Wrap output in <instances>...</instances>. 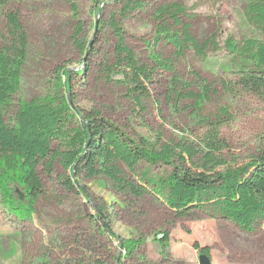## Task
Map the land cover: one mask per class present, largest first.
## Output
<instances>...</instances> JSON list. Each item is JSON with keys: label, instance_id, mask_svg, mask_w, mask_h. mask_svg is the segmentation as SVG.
Returning <instances> with one entry per match:
<instances>
[{"label": "trees", "instance_id": "obj_1", "mask_svg": "<svg viewBox=\"0 0 264 264\" xmlns=\"http://www.w3.org/2000/svg\"><path fill=\"white\" fill-rule=\"evenodd\" d=\"M115 1L121 17L118 19L115 14L110 20L116 42L112 62H105V71L110 80L116 74L120 77L118 82L126 88V96L144 112L143 103L150 97L148 85L153 83L156 69L143 64L127 44L122 21L137 11L147 10L149 0ZM94 2L101 4L104 0ZM23 3L24 0H0V188L4 201L17 217L33 218L40 202L47 199L39 169L43 167L53 176L59 164L65 172L55 180L69 193L89 198L83 182L104 176L114 183L117 191L136 201L150 197L163 203L175 218H199L201 213H208L211 218L229 220L248 232L264 225V148L243 160L228 156L230 146L222 136L221 116L216 121L204 119L205 129L196 137V143L166 142L161 134L153 138L131 136L127 128L101 110L76 105L71 71L62 66L52 92L17 99L30 54ZM71 6L76 21L73 34L76 46L91 55L90 41L83 38L79 5L72 1ZM186 13V6L179 2L160 5L154 13L159 21L156 41L171 44L177 60L185 55L187 40L182 17ZM244 14L255 33L241 40L230 35L225 40L231 74L223 85L232 97H254L264 102V0H247ZM157 63L170 73L169 93L177 102L193 100L201 106L217 92L198 73L189 81L177 73L170 60L159 58ZM227 112V108L221 109L220 115ZM120 163L135 178L124 176ZM141 165H146L142 172ZM159 165L169 169L154 172ZM15 191L21 193L19 200L14 198ZM135 203H130L132 210ZM96 211L94 215L86 214L91 233L73 235L70 240L76 253L70 256V262L63 264H110L112 259L124 264L121 256L135 257L145 242L142 236L123 239L121 256L114 255L112 243L118 236L109 215L102 208ZM106 240L111 247L104 255L102 247ZM52 243L65 253L68 245L59 237L48 244ZM168 245L169 234L160 233L157 246L165 258L170 254ZM195 246L210 254L208 247ZM47 257L34 264H49Z\"/></svg>", "mask_w": 264, "mask_h": 264}, {"label": "rangeland", "instance_id": "obj_2", "mask_svg": "<svg viewBox=\"0 0 264 264\" xmlns=\"http://www.w3.org/2000/svg\"><path fill=\"white\" fill-rule=\"evenodd\" d=\"M72 1L79 5L83 38L90 41L91 55L80 50L74 41L76 21ZM71 2L24 0L22 11L30 35V54L17 99H32L52 92L62 66L71 71L76 105L81 109L101 110L127 128L131 136L153 138L161 134L166 142L196 143V137L205 129L204 119L216 121L221 116L222 136L230 146L228 156L243 160L264 148V102L254 97H232L223 85L231 74L225 40L230 35L241 40L255 33L244 14L247 0H149L147 10L137 11L122 21L127 44L143 64L156 69L154 81L148 85L150 97L143 103L144 112L126 96V88L118 82L120 77L116 74L110 80L105 71V62H112L116 42L110 20L115 14L120 19V7L115 0H104L101 4L94 0ZM173 2L187 8L182 17L187 43L185 55L179 60L171 44L156 41L159 21L155 10ZM159 58L170 60L177 73L189 81L195 79V73L200 74L217 92L201 106L193 100L177 102L169 93L171 75L158 65ZM84 68L86 72L80 73ZM224 108L227 114L220 115ZM119 166L124 176L135 178L124 164ZM145 167L141 165L139 171ZM168 169L159 165L153 170L158 173ZM39 172L47 199L40 202L29 220L17 217L10 210L0 188V264H34L43 256H48L49 264L70 262L76 253L70 239L75 233H91L86 214L94 215L98 208L109 215L118 236L112 243L114 255L121 256L123 239L142 236L145 240L135 257L121 256L124 264H200L202 252L195 244L208 247L213 264H264V225L248 232L229 220L211 218L208 213H201L199 218H175L163 203L150 197L136 201L117 191L114 183L104 176L83 182L87 198L59 186L56 176L65 172L59 164L53 176L43 167ZM20 196V191L14 192L15 200ZM131 201L136 202L131 206L134 210L130 208ZM163 232L169 234L167 258L157 246ZM57 237L68 245L66 254L56 244H48ZM110 247V242L104 243V255L110 252ZM113 260L110 264L119 263Z\"/></svg>", "mask_w": 264, "mask_h": 264}, {"label": "water", "instance_id": "obj_3", "mask_svg": "<svg viewBox=\"0 0 264 264\" xmlns=\"http://www.w3.org/2000/svg\"><path fill=\"white\" fill-rule=\"evenodd\" d=\"M200 264H213L209 255L206 253H201L199 256Z\"/></svg>", "mask_w": 264, "mask_h": 264}]
</instances>
